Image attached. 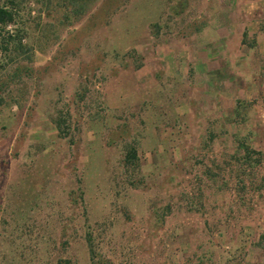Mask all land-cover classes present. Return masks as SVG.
<instances>
[{"label": "rangeland", "instance_id": "1", "mask_svg": "<svg viewBox=\"0 0 264 264\" xmlns=\"http://www.w3.org/2000/svg\"><path fill=\"white\" fill-rule=\"evenodd\" d=\"M2 5L0 264H264V0Z\"/></svg>", "mask_w": 264, "mask_h": 264}, {"label": "trees", "instance_id": "2", "mask_svg": "<svg viewBox=\"0 0 264 264\" xmlns=\"http://www.w3.org/2000/svg\"><path fill=\"white\" fill-rule=\"evenodd\" d=\"M13 14H14V12H13L12 5L10 7L6 6V5L0 6V34H1L2 29L5 30L7 27H9L14 22ZM246 35H247V33L245 32L244 36H246ZM64 121H65L64 119H58L57 120V127L59 130L60 136L67 137L69 131H68V129L64 128V126H65ZM239 146L241 149H243L245 158H247L249 160H255L256 163L261 162V160H262V152L261 151H257L255 149H253L252 147H250V145H248L244 141H239ZM125 161L128 164L139 167L140 158H139L138 150H137L136 146L129 145L127 147V153H126ZM87 241H88L90 248H91V260H92L93 264H98V262L95 261V250L93 248V239H92L91 233H89L87 235Z\"/></svg>", "mask_w": 264, "mask_h": 264}]
</instances>
